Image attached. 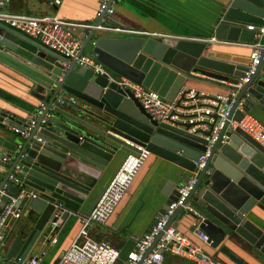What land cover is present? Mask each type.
<instances>
[{"label": "water", "instance_id": "95a60500", "mask_svg": "<svg viewBox=\"0 0 264 264\" xmlns=\"http://www.w3.org/2000/svg\"><path fill=\"white\" fill-rule=\"evenodd\" d=\"M219 5L211 30L215 40L264 45V33L254 38V30L241 26L261 23L264 0H223ZM0 36V72L45 102L49 113L43 125L39 124L43 113L39 114L26 138L18 135L8 168L0 173V185L6 183L0 207L12 198L22 211L6 236L3 262L20 264L30 257L31 247L48 241L74 204L93 195L84 211L88 214L103 191L101 186L94 192L101 177L127 154L137 155L143 149L145 158L157 156L189 173L195 169L193 161L205 150L203 136L209 130L192 133L186 122H158L106 75L73 63L65 68V57L1 24ZM80 49L108 74L126 77L167 100L180 88H189L197 80L195 73L235 83L247 64L217 57L201 41L116 36L94 29ZM258 109L264 111V63H258L237 90L229 118L238 120L244 112L254 114ZM3 117L0 112L4 127ZM222 135L224 142H220ZM30 191L35 195L28 196ZM171 195L169 199H175L177 191ZM183 203L196 211L198 229L217 258L225 264H264V218L260 215L264 213V147L242 130L223 124ZM182 215L191 228L195 216L180 206L168 224Z\"/></svg>", "mask_w": 264, "mask_h": 264}, {"label": "built area", "instance_id": "2783aa9c", "mask_svg": "<svg viewBox=\"0 0 264 264\" xmlns=\"http://www.w3.org/2000/svg\"><path fill=\"white\" fill-rule=\"evenodd\" d=\"M9 1L0 0V24L30 38L37 39L47 48L65 57L67 59V63L64 65L65 68L69 66V63H73L75 66L89 68L95 74L106 75L108 80L113 81L121 89L127 90L139 102L141 107L158 122H186L190 125L188 131L192 133L209 130V135L203 136L206 141L205 150L200 153L197 160L193 161L195 169L176 188V198L169 201L166 208L156 215L154 223L146 232L133 237V247L127 251L125 259L120 264H156L160 261L162 253L187 258L192 264H225L221 260L208 256L189 237L180 232L174 224H168V220L177 207H182L186 212L195 216L191 223L192 234L200 242L206 243L207 236L198 229L199 218L196 211L183 202L224 123H226L228 129L239 128L264 147V124L259 119L248 112H244L238 120L229 118L237 90L254 72L256 65L264 63V45H261L258 41L248 44L251 50L244 75L238 78L235 83L229 82L230 88L227 93L208 94L184 87L180 88L171 99L167 100L155 91L149 90L126 77L108 74L101 63L81 51L80 41L74 36L75 30L81 28L89 32L98 29L135 36L182 38L204 42L217 41L214 37L199 39L111 24L112 0L98 1L95 9L96 22L94 24L49 15L31 16L24 13L9 12L4 9ZM245 27L254 30L253 37L259 38L264 33V16L261 17L260 24H246ZM55 101L62 102L58 98ZM53 105L54 101L50 103V106ZM237 109H242V98L237 104ZM40 113L43 114L40 117L39 124L43 125L49 113L45 102L42 101L35 107L33 114L22 124H10L11 115L6 114H4L2 122L8 124L12 132L17 133L21 138H26L35 126ZM225 140L226 136L222 135L220 142ZM146 153L145 150L141 149L137 155L127 154L124 157L117 170L104 186L90 212L79 217L80 224L75 236L68 246L58 254L54 264H115L118 261V251L105 241L92 240L87 229L91 223H101L110 215L145 158ZM11 159L12 155L0 152V164L10 162ZM5 188L6 183L0 185V195ZM20 193H24V191L21 189ZM34 195L32 191L28 192V196ZM57 214L58 211L55 215ZM21 216L22 211L14 204L12 198H9L0 207V244H3L8 222L17 221ZM54 224L55 222L52 223V225ZM48 241L55 242V238L53 236L49 237ZM42 253L40 252V254ZM38 260L39 254L24 259L20 264H38Z\"/></svg>", "mask_w": 264, "mask_h": 264}, {"label": "crops", "instance_id": "0c3cea01", "mask_svg": "<svg viewBox=\"0 0 264 264\" xmlns=\"http://www.w3.org/2000/svg\"><path fill=\"white\" fill-rule=\"evenodd\" d=\"M98 1L10 0L4 9L13 13H24L31 16L49 15L94 24L96 22L95 9ZM222 1L112 0L113 13L110 15V22L114 25L139 28L149 32L209 39L213 37L211 30L214 22L218 19L219 4ZM1 25L5 27V25ZM245 25L242 24L241 26L245 27ZM95 31L101 33L107 30L95 29ZM89 32L77 28L74 36L81 44ZM109 32L116 36H135L120 32ZM205 43L209 44V48L215 52L217 57L240 64H246L249 61L251 49L246 43L237 41ZM194 75L197 80L189 88L208 94H225L230 88V83L227 80L209 73L199 72ZM25 90L23 86L0 72V112L11 115L10 124H22L33 114L39 103ZM253 115L264 124V111L258 109ZM4 125L3 127L0 123V152L10 154L11 148L18 143L20 138L18 134L10 130L8 124L6 125L4 122ZM123 159L124 157L119 159L114 167L101 177L94 192L99 187H104L107 184ZM9 163L0 164V173L6 172ZM189 175L190 173L186 169L149 154L138 167L110 215L103 222H94L88 226L89 237L94 241H105L114 247L119 254L116 263H122L127 251L133 247V237L139 236L149 229L156 215L163 210V206L172 200L169 199V196H172L171 192L176 190ZM167 184L170 185L167 186ZM92 196L90 195L80 204L73 203L74 210L67 211V217L53 234L55 242L41 241L31 247L30 256L39 254L38 264H54L58 254L68 246L75 236L80 224L79 217L84 214L92 200ZM260 215L264 218V213L261 212ZM174 222L176 228L189 237L208 256L225 262L224 259L215 256L213 249L200 242L192 234L184 215L180 219H175ZM16 223L17 221L8 222L5 237L11 234ZM5 237L3 244H0V264H10V262H3V253L8 244V237L6 239ZM40 252L43 253L40 254ZM160 264H191V262L184 257L163 253Z\"/></svg>", "mask_w": 264, "mask_h": 264}, {"label": "trees", "instance_id": "16d2710c", "mask_svg": "<svg viewBox=\"0 0 264 264\" xmlns=\"http://www.w3.org/2000/svg\"><path fill=\"white\" fill-rule=\"evenodd\" d=\"M12 118V117H11Z\"/></svg>", "mask_w": 264, "mask_h": 264}]
</instances>
